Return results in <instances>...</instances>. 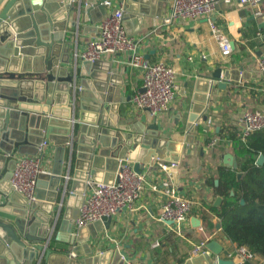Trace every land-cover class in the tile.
Segmentation results:
<instances>
[{
    "label": "water",
    "instance_id": "95a60500",
    "mask_svg": "<svg viewBox=\"0 0 264 264\" xmlns=\"http://www.w3.org/2000/svg\"><path fill=\"white\" fill-rule=\"evenodd\" d=\"M104 1L78 0V19L82 11L92 23H98L106 13ZM147 1L155 0H124L123 27L130 18L137 16L140 20L147 14ZM156 1L161 7L167 0ZM73 2L0 0V264H101L108 255L113 262L123 264L122 249L113 255H93L88 243L89 238L96 237L100 225L108 227L110 218L102 217L73 232L71 219L77 210L73 208L81 205L87 182L112 183L120 162L138 147L145 152L140 162L133 164L137 173L140 163L149 164L157 159L154 164L158 165L164 158L173 162L179 158L174 152L181 148V143L160 138L155 122L132 135L108 119L109 112L116 114L117 103L123 100L108 105L111 99L106 90L110 89L105 87L113 76L109 61H81L83 73L76 63L73 72L64 67L69 63V42L58 34L67 28L75 9ZM220 75L221 69H217L210 79L219 81L217 87H224L226 81ZM28 80L32 81V103L64 107L70 112L69 118L58 117L53 111L19 107L17 104L28 101L20 93L22 83ZM196 86L189 126L205 107L209 81L198 79ZM44 140L54 146L51 170L38 175L36 199L28 202L12 189V170L16 156L36 155ZM222 161L232 170L238 167L230 153L224 154ZM263 162L264 156L260 154L255 164ZM63 172L67 180L62 178ZM67 191V205L58 228L59 212L54 211V206L56 202L62 206ZM220 202L218 197L215 205ZM70 245L71 254L78 259L66 253ZM206 248L210 255H200L187 264H231L218 256L221 247L215 241H210Z\"/></svg>",
    "mask_w": 264,
    "mask_h": 264
},
{
    "label": "crops",
    "instance_id": "0c3cea01",
    "mask_svg": "<svg viewBox=\"0 0 264 264\" xmlns=\"http://www.w3.org/2000/svg\"><path fill=\"white\" fill-rule=\"evenodd\" d=\"M111 1L113 6L107 11L118 7L119 0ZM77 2L78 0L73 2L75 9L70 14L66 28L69 63L64 67L69 72L74 70V57L85 50L86 40L95 32L98 24L87 19L82 11L78 19ZM135 4L139 6L140 2L136 1ZM171 5L172 0H167L161 7H158L156 0L147 1L144 4L147 14L142 15L140 20L137 16L130 18L124 27L127 34L135 40L134 51L114 56L106 55L102 58L112 64L113 71L111 82L105 87L110 89L106 90V95L111 99L108 105L123 99L117 103V113L109 112L108 119L132 135L136 134L137 129L146 128L155 122L160 138L181 143V148L174 152L179 158L174 161L177 163L176 168L170 170L171 181L178 193L192 202V209L181 236L171 229V223L158 221L157 217L165 197L161 191H152L150 184L159 186L166 173L159 164H154L157 159L151 160L149 164L140 163V173L146 176L147 182L133 208L116 214L110 219L107 228L103 224L100 225L96 237L89 238L88 243L93 255L102 252L113 255L115 251L122 249L125 253L124 257L121 256L123 264H126V261H140L145 264H187L193 258L211 253L205 247L204 254L193 255V244L206 241L207 245L210 241H215L221 247L219 257L230 261L231 264H244L245 261L236 252L239 246L225 236L221 229V219L214 209L223 203L224 198L218 194L217 187L223 182L224 175L237 177L240 173L235 141L230 139L231 134L238 131L237 118L245 110L263 111L264 73L256 68V60L264 54V18L253 17L251 11L243 9L237 2L224 4L223 7L218 5L212 11L211 19L228 37L231 46L233 43L230 56L222 58L219 45L211 35L205 17L195 20L175 18L169 24L163 23V19L171 13ZM261 7L264 9V0ZM150 12H159L160 15H151ZM58 37H62V33H59ZM134 52L150 62L162 61L173 67L176 72L178 88L174 101L168 111L159 114L156 119H152L147 110L133 106L130 101L134 93L140 90L142 82L140 69L128 64ZM79 64L77 69L80 68ZM217 69H221L220 79L226 81L224 87H217L219 81L210 79ZM80 70L84 72L82 68ZM101 74L103 75L102 72ZM198 79L209 81L207 102L197 119L189 126ZM31 82L28 80L22 83L20 93L27 96L28 101L17 104L19 107L53 111L58 117L69 118L70 112L64 107H52L48 102L38 105L32 103ZM202 88L203 84L199 90ZM48 99L50 100L49 97ZM203 116L206 118L203 119ZM208 121L211 123L208 124ZM212 138H217L218 142L208 151L205 146ZM144 152L138 147L129 154L127 159L132 169L135 162H140ZM226 153L235 157L238 165L236 170L223 163L222 156ZM44 154L43 169L49 172L54 154V146L51 143L44 149ZM159 162L169 165L173 161L164 158ZM65 165L66 163L64 167ZM65 177L63 172L64 180ZM215 181L218 183L215 184ZM67 197L68 191L62 206L58 202L54 206V211L59 212L58 228L62 223ZM218 197L221 202L215 205ZM73 209H77L76 217L79 207ZM74 219H71L73 232L76 230ZM71 247L72 245L66 253L78 259L71 254ZM112 259V256L108 255L101 264H118ZM251 263L262 264L264 258L255 256Z\"/></svg>",
    "mask_w": 264,
    "mask_h": 264
},
{
    "label": "built area",
    "instance_id": "2783aa9c",
    "mask_svg": "<svg viewBox=\"0 0 264 264\" xmlns=\"http://www.w3.org/2000/svg\"><path fill=\"white\" fill-rule=\"evenodd\" d=\"M70 3L73 0H69ZM237 2L243 9L251 11L253 17H263L264 9L261 7L262 0H172L171 13L163 19V23L169 24L172 19L182 18L195 20L205 17L213 38L220 48V56L226 58L232 53V46L228 37L211 19L212 11L220 4L225 5ZM106 13L96 26V30L86 40V48L74 57L76 66L81 61L100 60L106 55H116L134 51L135 40L128 35L123 27L124 0H119L117 8L111 9V0L103 2ZM67 30L62 32L66 39ZM131 67L139 68L141 71V88L131 97L133 106L148 111L152 119H156L170 108L177 91L176 72L173 67L164 62H150L141 55L134 52L128 62ZM80 65V64H79ZM256 68L264 73V54L256 60ZM211 122L208 121V124ZM239 124L236 137L245 143L247 137L254 131L264 128V110H245L237 118ZM217 138L210 139L205 148L211 151ZM48 143L44 140L38 147L36 155H23L16 158L14 169L10 179L11 187L21 194L28 202L36 199V182L38 175L45 173L43 169L44 149ZM159 167L165 171L166 177L161 184H150L152 191H161L165 197L162 210L157 219L160 222L171 223V229L179 236L183 234V228L188 220L192 209V202L179 194L171 181V172L177 163L169 165L158 162ZM67 180L68 177L66 176ZM146 176L132 169L128 159L120 162L115 172L112 183L87 182L83 200L79 206L78 213L73 220L75 229L86 227L88 224L101 220L102 217L113 218L116 214L133 208L134 202L140 196ZM158 244V243H156ZM206 241L193 244L192 254H204ZM237 254L244 260H252L255 255L248 252L244 247L236 250ZM126 264H145L140 261H126Z\"/></svg>",
    "mask_w": 264,
    "mask_h": 264
},
{
    "label": "trees",
    "instance_id": "16d2710c",
    "mask_svg": "<svg viewBox=\"0 0 264 264\" xmlns=\"http://www.w3.org/2000/svg\"><path fill=\"white\" fill-rule=\"evenodd\" d=\"M230 139L235 141L240 161L238 172L242 175L239 179L224 175L217 187L223 203L214 211L230 241L264 258V162L255 164L259 154L264 156V128L252 132L245 143L237 139L236 133L231 134ZM252 260L244 264H252Z\"/></svg>",
    "mask_w": 264,
    "mask_h": 264
}]
</instances>
